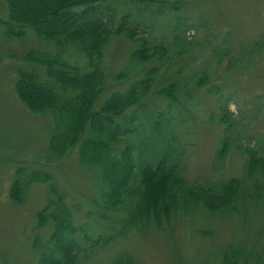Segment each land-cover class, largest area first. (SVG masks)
<instances>
[{"label":"rangeland","instance_id":"obj_1","mask_svg":"<svg viewBox=\"0 0 264 264\" xmlns=\"http://www.w3.org/2000/svg\"><path fill=\"white\" fill-rule=\"evenodd\" d=\"M96 3H102L112 29L137 25V32L132 39L109 36L93 109L112 94L139 88L145 80L149 85L139 101L114 117L130 132L119 130L112 155L120 159L130 146L133 161L140 152L143 160L166 158L177 163L180 176L191 184L239 178L246 196L244 210L224 214L178 210L161 218L160 226L151 218L149 227L120 232L124 205L129 206L130 199L124 195L122 205L108 204L104 192L109 187L101 180L100 168L79 160V143L61 158L50 159L48 138L58 114L33 112L15 93L20 68L51 80L45 66L23 56L30 50L54 54L53 45L28 27L22 36L4 35L0 20V264H34L39 258L36 244H51L53 225L38 226L36 218L49 199H56L49 181L31 182L20 202L9 196L21 166L25 173L40 170L51 175L76 226L85 225L92 238L109 234L106 245L83 244L86 256L80 264H112L122 258L130 264H224L222 252L229 244L246 253L237 264H264V172L256 170L252 177L247 172L252 151L264 156V0H164L158 12L153 2ZM6 17L5 2L0 0V19ZM143 40L149 51L155 46L152 57L136 55ZM69 51L62 58L87 71L86 57ZM171 83L176 89L164 95L160 90ZM88 134L89 127L82 138ZM254 180L263 185L257 201L249 198ZM82 232L80 227L75 234L81 239ZM258 254L262 261L256 259Z\"/></svg>","mask_w":264,"mask_h":264},{"label":"trees","instance_id":"obj_2","mask_svg":"<svg viewBox=\"0 0 264 264\" xmlns=\"http://www.w3.org/2000/svg\"><path fill=\"white\" fill-rule=\"evenodd\" d=\"M98 1L101 0H4L7 17L0 19L4 35L22 36L24 28L28 27L37 38L50 43L55 49L54 54L30 50L23 56L26 61L45 66L51 80L41 79L34 70L20 68L14 82L17 97L31 111L58 114L54 132L48 138L49 158H61L67 149L79 143V160L100 168L101 180L109 187V191L104 192L108 204L112 207L122 205L124 195L131 201L128 202L129 206L124 205L127 212L122 218V233L137 229L139 225L149 227L147 224H150L151 218L160 226L161 218H169L171 213L178 210H204L220 214L244 210L243 200L246 196L239 178L191 184L180 176L177 163L169 162L166 158L143 160L140 152L141 157L138 154L133 161L130 146L124 148L120 159L112 155L113 142L120 140L117 135L119 130L123 128L125 134L130 132L129 127H122L114 117L119 116L127 106L139 101L149 85L145 80L139 88L135 85L124 93L112 94L98 109H93L94 101L101 91V57L109 36L123 34L132 39L137 32V25H120L112 29L110 20L104 17L106 14L101 7L102 3L97 4ZM127 1L134 4L153 2L158 4L157 12L163 10L161 7L164 0ZM146 42L143 40L137 56L154 55L151 51L155 50V46L149 51ZM71 49L86 57L87 71H81L62 58L63 53ZM175 89L176 84L171 83L160 91L170 96ZM155 122L158 126L159 120ZM87 127L90 134L82 138ZM224 152L222 148L220 158ZM25 169L22 166L19 168L20 173L16 174L10 187V198L16 202L22 201L23 191L34 181H49L50 191L56 196L55 200L49 199L36 213L37 225L51 223L53 230L48 240L50 245L44 241L42 246L36 244L39 258L34 264H80L82 257L86 256L83 248L85 242L100 241L101 246L106 245L110 240L109 234L106 237L99 234L92 238L86 233L85 225L78 227L73 223L71 210L57 192L49 173L40 170L25 173ZM256 170L264 172V156L252 151L247 166L248 176L252 177ZM254 185V192L249 198L257 201L263 196V185L258 180H254ZM52 204L54 206L50 208ZM80 227L84 230L81 239L75 234ZM245 256L243 247L229 244L223 249L222 261L224 264H237ZM256 259L262 261L261 255H256ZM87 260V257L83 258V262ZM112 264H130V260L122 258Z\"/></svg>","mask_w":264,"mask_h":264}]
</instances>
